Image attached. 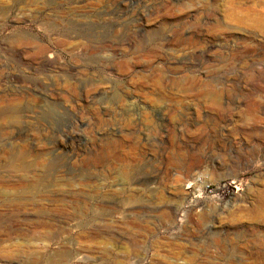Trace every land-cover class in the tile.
Returning a JSON list of instances; mask_svg holds the SVG:
<instances>
[{"label":"rangeland","instance_id":"rangeland-1","mask_svg":"<svg viewBox=\"0 0 264 264\" xmlns=\"http://www.w3.org/2000/svg\"><path fill=\"white\" fill-rule=\"evenodd\" d=\"M251 1L0 0V264H264Z\"/></svg>","mask_w":264,"mask_h":264},{"label":"bare ground","instance_id":"bare-ground-1","mask_svg":"<svg viewBox=\"0 0 264 264\" xmlns=\"http://www.w3.org/2000/svg\"><path fill=\"white\" fill-rule=\"evenodd\" d=\"M252 1H255V0H252ZM259 2L254 3L252 5H245V6L233 5L231 8L229 6L230 10L227 11L228 13H227V16L225 18L227 19V21L230 24L234 25L235 27H238V29L239 28H246V29H249L251 31L258 32L259 34L264 36V8L261 7V4ZM240 5H242V4H240ZM212 17H213V15H212ZM223 29H224V27H223ZM229 29L231 30V29H236V28L232 27ZM260 216L257 218H261ZM262 218L264 219V217H262ZM263 219H261V221Z\"/></svg>","mask_w":264,"mask_h":264}]
</instances>
